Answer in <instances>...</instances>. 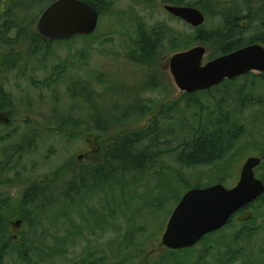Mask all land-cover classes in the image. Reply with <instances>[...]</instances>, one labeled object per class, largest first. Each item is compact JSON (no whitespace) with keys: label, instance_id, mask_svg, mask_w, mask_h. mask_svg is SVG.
Instances as JSON below:
<instances>
[{"label":"rangeland","instance_id":"obj_1","mask_svg":"<svg viewBox=\"0 0 264 264\" xmlns=\"http://www.w3.org/2000/svg\"><path fill=\"white\" fill-rule=\"evenodd\" d=\"M112 1L110 9L101 12L93 34L45 44L47 47L36 57L30 50L31 38L20 37L22 30L5 33L2 24L13 18L22 21L20 26L27 24V31L37 32L36 23L46 5L11 14L9 0L0 2V61L18 54L25 58L4 76L11 108L0 111V168H12L0 177V195H9L3 213L11 244H19L24 237L29 239L33 231L17 215L25 189L34 184L49 185L54 179L50 175L64 166L73 169L62 172L52 184L54 192L48 198L56 200L51 203L53 210L46 204L48 211L37 214L43 226L36 231L44 238V243L37 246L49 249L59 238L61 250L43 260L38 257L39 250L31 252L34 264H162L169 253L162 245V236L179 197L196 186L222 183L233 187L245 160L260 155L264 148V74L252 72L226 81L196 93V102H191L175 84L169 60L177 51L203 45L207 48L206 62L212 59L215 47L194 40L199 32L168 13L163 7L166 0ZM227 1L184 3L199 2L196 6H203L207 17L203 28L214 32L224 30L223 18L214 8ZM157 26L182 35L181 41L191 39L189 45L174 49L170 45L172 33L158 53L154 68L135 63L131 48L138 37L136 29ZM152 78L160 87L145 89ZM81 88L85 89L84 95L93 96L89 102L97 101L99 107L94 105L104 111L100 113L103 117L117 108L122 116L126 104L139 100L144 102L146 114L127 117L122 123L115 120L117 123L113 122L103 134L96 129V111L93 109L91 114L90 106H85L88 103L84 104L88 96L73 98ZM86 112L95 118L90 119ZM69 120L77 123L67 124ZM112 120L105 124H112ZM137 129L153 130L152 137L160 141L150 148L151 153L158 154L154 165L137 174H126L122 184L108 181L83 193L77 182L75 192L79 194L63 203L60 194L68 190L73 176L103 161L115 135ZM207 131L228 137L223 154L211 162H181L178 154L186 156L187 147L179 146ZM149 140L141 146H147ZM85 153L89 155L79 158ZM256 175L264 177V164ZM247 209L252 217L244 225L236 216L229 226L201 240L193 250L177 253L176 259L166 264H264V199ZM32 210L27 214L30 220ZM243 228L249 233L238 236ZM4 264L28 263L13 254Z\"/></svg>","mask_w":264,"mask_h":264},{"label":"trees","instance_id":"obj_2","mask_svg":"<svg viewBox=\"0 0 264 264\" xmlns=\"http://www.w3.org/2000/svg\"><path fill=\"white\" fill-rule=\"evenodd\" d=\"M53 1L55 0H9V5H10L9 8L11 10V14L19 9L20 10L27 9L30 11L35 7H37L36 9L39 10L42 7V6L38 7L39 4H44L43 6L46 5L45 7H47ZM84 1L93 5L97 9L100 15L101 12L104 11L103 9L105 8L110 9L113 2L112 0H84ZM166 1H167L166 4L192 5V6L199 5V2H195V4H190V3L185 4L184 0H166ZM0 2H2V0H0ZM202 7L203 6H201V8ZM214 11L218 15L222 16L223 18L222 23L224 30L222 31L217 30L212 32L201 26L199 28H195L196 31H198L199 33L194 39V40L201 39V41L205 42V44L206 43L209 45L212 44L215 47L216 51L213 54L212 58L232 52L243 46L253 44L256 42H261L264 44V0H228L226 3L223 4L218 3L217 6L214 8ZM14 16L16 15L14 14ZM18 18L20 19L19 16ZM33 18H35V16H33ZM34 21L35 20H33V22ZM20 22L22 21L19 20L17 21L14 20L13 18H9L2 25L4 28H6L4 29L6 30L5 33H7L9 30L12 29L17 30L18 32L22 30L20 32V37H22V35H27L29 38H31L30 50L31 53L33 54V57L38 56L47 47V45L45 44H48L49 46L51 45V43L56 44L63 42V41H50L43 38L38 32L27 31L26 27L28 25L26 24L20 26L19 25ZM142 27L136 29L137 31L136 33L138 34V37L136 38L135 43L131 48V50H133L131 51V56L133 59L132 61H134L137 64L147 66L149 68L150 67L154 68L157 65L156 59L159 58L158 53L160 52L163 45H165L168 37L174 32H172V30L169 28H164L160 26L153 28H145V29ZM249 29H251L250 32L246 33V30ZM2 34L3 33L0 34V38ZM181 36L182 35L174 33V36H172V38L170 39V42H172L170 43V45L174 49L177 48L183 49L189 45L191 39H187L186 41L185 40L181 41L183 39ZM77 37H74L67 41L74 40ZM182 42H184V44H182ZM23 59L25 58L20 57V55L18 54L14 57V59L5 58L4 60L0 61V111L4 109L8 110L11 108L10 107L11 101L9 100L10 96L6 92L3 86L5 82L4 76L10 71L16 69L22 61H25ZM152 80H153L152 82L146 83L145 89H148L151 86H153L152 88L155 89L156 87L157 88L160 87L158 83L154 81L153 78ZM226 81H231V80H226ZM141 89L142 87L139 89V91ZM206 91L207 90H205L204 92ZM77 93L73 94V98L75 96L83 97V98L85 96H88L86 97V101H84V104L85 102H87L88 104H85V106L88 108L90 106L91 108L90 113L94 109L96 111L95 114L98 116L95 118L94 116L89 115V112L86 113L87 115H89L90 119H93V117L95 118L97 131H101L103 134L107 133V131L110 129V125L112 126L115 120H118L117 122L120 121L122 123V121H124L125 118L127 117L138 118L139 116H143L146 114L147 108L144 102L139 100L140 102L136 101L135 103L132 104H126L125 106L127 108L126 111L123 112L122 116L118 114L120 113V111H118L117 109L119 108H117L114 111L105 112L103 117L100 115V113H103L104 111L98 108L99 106L98 104H96L97 101L96 103L95 101L89 102V99L92 100L93 96L84 95L85 94L84 88H81V91ZM89 94L91 93L89 92ZM119 95L120 94H118V96ZM196 95H197L196 93H192V94L187 93V96L189 97V100L191 102H196L195 100ZM94 104H96V106L98 107H96ZM111 119H113L112 124L110 123L106 125L105 123L107 121H110ZM71 122L74 124L77 123L76 120H72V121L69 120L66 123L69 124ZM153 134L154 131L151 129L129 130L128 133L125 132L115 135L111 139L110 141L111 143L108 140L109 144H111V147L108 149L106 155L103 157V161H99L97 162V164L84 167L78 172V175L73 176L71 180L72 182L70 183V187L68 188V190L65 193L60 194L61 198L64 199L63 203L64 202L66 203L67 201L66 199L69 200V198L72 197L73 195L79 194V192H75L77 191V189H75V183L77 182L78 184H80L81 192L83 193L84 191L87 190V188L95 189L96 187L98 188L100 185H106L108 181L112 182V184H122L126 174L129 173L137 174L141 170L147 168V166L154 165V163L156 162V157H158V154L153 152L151 153L150 148L152 146L158 145L160 141L152 137ZM149 138H150L149 144L147 146H141L142 142ZM227 143H228V137L225 136L222 132L221 133L215 131H207L205 133L201 132L199 135L193 136L186 143L183 142L181 146H179L183 148L187 147V152H186V156H184L183 153L178 154V158L183 163H191V164H194L196 162H211L212 159L221 156L223 154L224 146ZM260 154L261 155L264 154V148ZM11 170L12 168H8L7 166L5 169L1 167L0 177ZM70 171H73V169H71L68 165L64 166L50 175L54 179L49 181L50 182L49 185L41 186L38 184H34L28 186L25 189L22 201L19 203L18 206L17 215H21V218L25 222L29 223L33 231L31 232L30 236H28L29 239H27V237H24V239H22L19 244L17 243L11 244L12 241L7 238L8 226L6 223L7 222L6 216L5 213H3V211L6 209L5 204L9 199L8 197L9 195H5V196L0 195V264H4L6 258L13 254H16L21 259L22 262L28 264H34L35 261L32 260L31 258L32 256L30 257L31 252H34L36 254L38 253L39 250L40 254L38 253V257L40 258V260L47 259L50 256H52V254L54 255L60 252L61 250L60 242L62 240H60L59 238L56 240L53 246L48 247L49 249H46L45 247L41 248V246H37V243H42V242L44 243L43 236L38 234V232L36 231L37 228L40 229V227L43 226V222L40 221L42 217H40L37 214H41V212L48 211V206L46 204H49L50 207L49 209L53 210L51 203H53L56 200L48 198V194L54 192L52 190V184L53 182H55V179L58 176L60 177L62 172L68 173ZM261 179L264 180V177ZM180 199L181 197H179L177 201L179 202ZM263 199H264V194L257 201ZM253 204L254 203H251L248 207L253 206ZM30 208L33 209L32 210L34 214L32 216L33 220H30V218L27 215L28 211L31 210ZM233 220L234 219H232L227 226H229L233 222ZM246 222H243L242 224L244 225ZM227 226H225L224 228H226ZM224 228H222L221 230H223ZM221 230L206 235L201 242L207 240L210 236H212L217 232H220ZM244 233H249L248 228H243L238 233V236H241ZM194 247H190L184 250H169L168 255L162 260V264H166V262L169 263L174 259H176L175 256H177V253L189 252L193 250ZM228 252L226 253L227 255Z\"/></svg>","mask_w":264,"mask_h":264},{"label":"water","instance_id":"obj_3","mask_svg":"<svg viewBox=\"0 0 264 264\" xmlns=\"http://www.w3.org/2000/svg\"><path fill=\"white\" fill-rule=\"evenodd\" d=\"M164 9L193 27L206 21V14L196 6L164 4ZM100 14L84 0H55L39 16L37 32L50 41H65L95 32ZM207 48L197 45L176 52L169 60V70L177 87L192 94L209 90L252 71L264 72V46L253 43L204 61ZM264 154L248 157L240 178L233 187L217 183L187 190L171 213L162 245L169 250H184L198 244L206 235L221 230L233 217L264 194V181L256 168ZM252 212L238 215L240 222L250 220ZM17 223L20 224V221Z\"/></svg>","mask_w":264,"mask_h":264},{"label":"flooded vegetation","instance_id":"obj_4","mask_svg":"<svg viewBox=\"0 0 264 264\" xmlns=\"http://www.w3.org/2000/svg\"><path fill=\"white\" fill-rule=\"evenodd\" d=\"M177 18V17H176ZM256 43H259V44H261V45H263L264 46V44L263 43H261V42H256ZM252 72H257V71H252ZM252 72H250V73H252ZM250 73H248V74H250ZM258 73H260V74H264V72H258ZM247 75V74H246ZM243 76H245V75H243ZM241 77V76H240ZM234 80V79H233ZM6 121H7V123H9L10 121L6 118ZM97 145H100V143H97L96 142V140L94 141ZM89 154L88 153H85V154H82L79 158H81V157H85V156H88ZM257 170V169H256Z\"/></svg>","mask_w":264,"mask_h":264},{"label":"bare ground","instance_id":"obj_5","mask_svg":"<svg viewBox=\"0 0 264 264\" xmlns=\"http://www.w3.org/2000/svg\"><path fill=\"white\" fill-rule=\"evenodd\" d=\"M206 19H207V18H206ZM205 22H206V21H205ZM203 25H204V24H203ZM203 25H201V26H203ZM190 26H192V25H190ZM201 26H200V27H201ZM192 27H193V26H192ZM193 28H199V27H193Z\"/></svg>","mask_w":264,"mask_h":264}]
</instances>
